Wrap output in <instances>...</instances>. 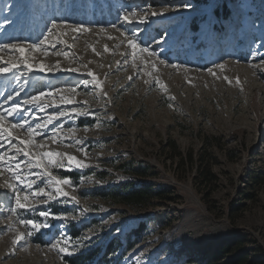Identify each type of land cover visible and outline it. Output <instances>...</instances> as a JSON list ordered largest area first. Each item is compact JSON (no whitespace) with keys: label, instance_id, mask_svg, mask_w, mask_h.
Returning a JSON list of instances; mask_svg holds the SVG:
<instances>
[{"label":"rangeland","instance_id":"rangeland-1","mask_svg":"<svg viewBox=\"0 0 264 264\" xmlns=\"http://www.w3.org/2000/svg\"><path fill=\"white\" fill-rule=\"evenodd\" d=\"M0 58L51 75L0 71V264H66L141 221L100 264L178 244L174 264H264V0H0ZM119 182L149 197L117 203Z\"/></svg>","mask_w":264,"mask_h":264},{"label":"trees","instance_id":"trees-1","mask_svg":"<svg viewBox=\"0 0 264 264\" xmlns=\"http://www.w3.org/2000/svg\"><path fill=\"white\" fill-rule=\"evenodd\" d=\"M190 159L192 160V157ZM71 176L73 177L75 174H71ZM112 196L114 201L117 203L133 206L141 205L149 197V187L146 185L135 186L132 182H119ZM145 229L146 225L143 221H141L135 229L127 234L125 244L122 245V242L119 238H113L107 244H105V246L103 244L92 246L87 248V250L78 252L72 257L66 258V264H100L101 262H104V259L114 252L116 248L121 247V253L132 248ZM73 235L76 236L77 233L73 232ZM131 236L134 237V240H130ZM216 255L217 254H215V256ZM215 256H213L212 260L208 258L205 264L216 263L215 261L217 260V257L215 258Z\"/></svg>","mask_w":264,"mask_h":264},{"label":"snow or ice","instance_id":"snow-or-ice-1","mask_svg":"<svg viewBox=\"0 0 264 264\" xmlns=\"http://www.w3.org/2000/svg\"><path fill=\"white\" fill-rule=\"evenodd\" d=\"M131 15L134 17L136 14H135V13H132ZM153 15H156V13H153ZM124 19H125V21L128 22V23H132V22H133V21L129 18V15H128V14L125 15ZM140 22L142 23L143 21L141 20ZM56 27H58V26H57L56 24H53V28H56ZM129 44H130L131 47H133V48L138 47V45H137V43H136V41H135V34L133 35V39L129 41ZM4 47H5V48H9V47H10V48L16 49V50H18L22 55H23V53H24V51H25L24 48H21V47L18 46V45H4ZM33 47H37V48H38L39 45H35V46H33ZM141 51H142V52H148V48H147V47H143V48H141ZM151 55H155V53H151ZM25 63H27V61H25ZM220 67H223V66L221 65ZM0 71H7V69H0ZM34 99H36V98H34ZM69 102H70V101H69ZM13 111H14V112H18V111H19V108L17 107V108H15V109H13ZM2 119H3V117L0 116V120H2ZM19 126H20V127H23V125H19ZM2 127H3V126L0 125V128H2ZM4 131H7V129H5ZM28 131L31 132V129H28ZM0 134H2V133H0ZM22 143H23V142H22ZM17 151H20V150L18 149ZM24 155H27V153H24ZM47 155L51 158V157H54V156H62V155H67V154H61V153H48ZM3 158H4V157H0V160H2ZM67 158H68L69 161H74V162H75V165H76L77 167H82V166H84V165L82 164V162L79 161V160H77L75 157L68 156ZM51 162H52V161H51V159H50V160H49V163H51ZM34 166H35V167H43V165H41V164H35ZM58 166H60V165H58ZM16 167L19 168V163H17ZM9 168H10V170H11V166H9ZM45 174L50 178V179H49V183H53V184H55V185L57 186V187H56V191H57V192H61V189H60L59 185L70 183V181H69L68 179H62V180H61V179H57V178L53 177L52 174H51L50 172H47L46 169H45ZM18 177H19V173H17V172H13V178H14V179H17ZM28 187L31 188V183H29ZM64 194L66 195V193H64ZM14 199H15V207H14V208H11L10 211H11L13 214H16V212H17L18 209H24V208L26 207V205H25L24 203L21 202V196H20V194H19L18 192L15 194ZM23 199L26 201V200L28 199V197H27V196H24ZM39 215H41V216H48L49 213H47V212H40ZM17 222L20 223V224H24V225H26V226H30V228H31L32 230H39V229L42 228V227H48V226H49L47 223H36L34 220H31V219L25 220V219L20 218V217H17ZM11 230H12V231H15V230H16L14 225L12 226ZM28 234L31 235V232H29ZM24 235H25L24 233H22V232H18L17 235H16V238H15L14 241H13V243H18L20 240H23V239H24ZM59 243H60V242L57 241L56 244H53V245H52V247H53V248H57V247L59 246ZM59 251H61V252H65V251H67V248H65V247H60V248H59Z\"/></svg>","mask_w":264,"mask_h":264},{"label":"bare ground","instance_id":"bare-ground-1","mask_svg":"<svg viewBox=\"0 0 264 264\" xmlns=\"http://www.w3.org/2000/svg\"><path fill=\"white\" fill-rule=\"evenodd\" d=\"M74 37V36H73ZM55 46V45H54ZM61 46V45H60ZM66 46V45H65ZM64 46V48H66ZM10 48V47H9ZM55 48V47H53ZM3 50V49H2ZM6 50V49H5ZM63 50V49H62ZM8 51V50H7ZM12 52V51H11ZM14 52V51H13ZM63 56V55H62ZM20 58V57H19ZM26 61V60H25ZM25 61H21L20 64L21 66L15 68L12 67L11 65L8 63L6 65V62L3 60V58H0V69H7V70H14L15 74H17V71H21L24 72L23 75L26 76L27 74L30 75H35L37 77H43L44 78H51V75L48 74V72L43 68L44 66L41 64H36V63H31V61H29V63H25ZM40 61V60H39ZM45 65V64H44ZM2 72V71H1ZM2 77H6L7 74L6 73H1ZM51 72V71H50ZM54 73V72H53ZM14 74V75H15ZM26 74V75H25ZM29 76V75H28ZM30 77V76H29ZM26 78V77H24ZM27 79V78H26ZM258 88H260V86H258ZM261 90V89H260ZM33 103V102H32ZM30 108V107H29ZM31 110H37L36 108H34V105L32 106V108H30ZM3 130V129H2ZM11 162V161H10ZM10 245V244H9ZM12 246V245H11ZM12 248V247H11ZM187 249V247L183 244H178L175 248H173L172 251L166 253H161V248H151L150 252L146 253L143 251L140 252V254H142L143 259L140 261V264H149L150 263V259L152 258H157V262L156 264H174V262L178 259V256L180 254H182L185 250ZM146 253V254H144ZM161 253V254H160ZM9 254V253H8ZM34 264H43L42 260L40 258H37L35 260Z\"/></svg>","mask_w":264,"mask_h":264}]
</instances>
